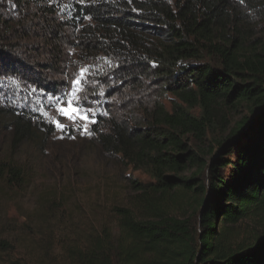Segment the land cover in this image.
I'll return each instance as SVG.
<instances>
[{
	"label": "trees",
	"instance_id": "obj_1",
	"mask_svg": "<svg viewBox=\"0 0 264 264\" xmlns=\"http://www.w3.org/2000/svg\"><path fill=\"white\" fill-rule=\"evenodd\" d=\"M13 1L15 14L0 11V76H23L51 91L86 69L83 90L96 97L106 84V99L113 97L110 84L126 81L129 95L156 86L175 100L165 110L156 94L142 110L151 115L141 133L114 119L99 121L102 147L131 162L129 149L136 148V159H150L156 179L139 188L138 215L118 209L114 227L100 221L57 235L64 231L55 197L39 196L37 206L26 208L33 170L19 156L0 155V264H264V60L245 53L236 36L243 8L264 9V0H71L64 8ZM41 58L44 69L37 67ZM10 88L19 85L0 86V126L9 120L16 150L36 133L54 131L18 95L9 100ZM243 105L249 114L228 125L209 158L195 164L192 151L179 153L185 134L203 136L220 109ZM189 162L201 183L195 175H165ZM171 193L192 194L193 214L178 216Z\"/></svg>",
	"mask_w": 264,
	"mask_h": 264
},
{
	"label": "rangeland",
	"instance_id": "obj_2",
	"mask_svg": "<svg viewBox=\"0 0 264 264\" xmlns=\"http://www.w3.org/2000/svg\"><path fill=\"white\" fill-rule=\"evenodd\" d=\"M46 1L64 8L71 0ZM0 3L2 4L0 11L4 13L12 15L18 10L13 0H0ZM252 7L253 4H248L246 8H243L242 26L236 36L243 43L245 53L250 51L260 54V58L264 60V9H252ZM67 51L69 55H72L74 49L68 48ZM33 60L35 59H23L29 65L34 64ZM40 60L42 64L37 67L44 69L46 62L44 58ZM44 72L47 75L50 74V70H44ZM85 73L82 76L81 69L76 71L72 78L65 79L58 88L51 91L33 85L23 76H0V81H7L0 86L10 83L19 85V89L10 88L9 91L4 92L9 96V100L15 99L18 95L21 99L20 103L28 102L36 117L44 120L54 131L52 134L36 133L35 139L26 141L18 149L12 150L9 120H6L0 126V155L19 156L33 170L32 179L26 191L27 196L23 201L26 208L37 206L39 196L55 197V203L60 208L58 214L62 212L63 215L64 231L58 229L56 233L63 236L72 234L69 228L76 230L97 225L100 221H106L110 227H114L118 209H127L137 216L138 212L133 208L140 194L139 188L156 185L150 159L146 160L144 157L136 159L134 155L137 153L136 148L129 149L132 162L120 154L107 152L99 143L97 134L105 131L102 123L99 122L102 117L117 120L122 125L125 124L128 129L141 133L146 123H150L148 120L151 115L142 110L150 109L151 103L156 100L155 95L160 92L159 89L153 86L147 91L129 95L130 84L121 81V84L120 82L110 84L117 90L112 94L113 97L107 96V99L105 97L110 90L108 88L106 92L107 84L101 87L103 92L101 91L99 97H96L83 90L82 79ZM73 81H77L75 86ZM88 83L92 85L94 80L90 79ZM106 100L115 103L116 107L109 109L102 107L101 103ZM159 100L164 109L169 110L171 100H175V96L168 92H160ZM60 109H66L72 118L62 114ZM190 113L194 118H199L200 109L193 108ZM86 114L90 115L95 123L82 119ZM248 114L249 107L245 105L235 109H220L217 118L205 135L197 136L191 132L182 137L185 150L179 153L192 151L198 157L195 164L206 160L210 157L207 155L215 149L216 141L224 137V131L228 125H233ZM57 122L65 127L61 129ZM85 128H87L86 132ZM162 130L166 129L162 127ZM169 151L175 153L173 150ZM165 175L183 178L195 175L198 184L201 183L202 178L196 174L194 162H189L186 168L178 173L171 171L166 172ZM171 196L174 195L169 194L167 199L173 204ZM177 202L174 210L178 216L193 214L192 194L181 196ZM253 232L258 234L260 230H253Z\"/></svg>",
	"mask_w": 264,
	"mask_h": 264
},
{
	"label": "snow or ice",
	"instance_id": "obj_3",
	"mask_svg": "<svg viewBox=\"0 0 264 264\" xmlns=\"http://www.w3.org/2000/svg\"><path fill=\"white\" fill-rule=\"evenodd\" d=\"M81 73L83 76V74L85 73V69H81ZM76 83H77V81H73L74 86L76 85ZM60 111L62 112V114L69 115V117L72 118L70 113L66 109H60ZM73 111H76V109H73ZM88 111L91 112L92 110H88ZM82 119L88 120L90 123H95V121L91 119V116L87 115V114L84 117H82ZM57 124H58V127H60L61 129H63V127H65L64 125H60L58 122H57ZM86 131H87V128H85V132Z\"/></svg>",
	"mask_w": 264,
	"mask_h": 264
}]
</instances>
